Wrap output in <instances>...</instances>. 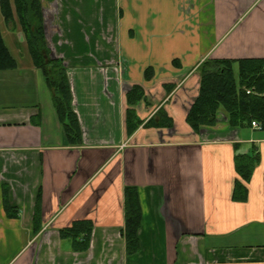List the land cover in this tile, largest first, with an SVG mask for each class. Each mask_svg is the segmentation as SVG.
Wrapping results in <instances>:
<instances>
[{"label":"crops","instance_id":"1","mask_svg":"<svg viewBox=\"0 0 264 264\" xmlns=\"http://www.w3.org/2000/svg\"><path fill=\"white\" fill-rule=\"evenodd\" d=\"M41 4L83 142L68 140L14 0L13 25L0 6L14 60L0 68V264H264V129L223 111L198 131L187 121L205 62L264 59V0ZM85 220L79 252L61 230Z\"/></svg>","mask_w":264,"mask_h":264},{"label":"trees","instance_id":"2","mask_svg":"<svg viewBox=\"0 0 264 264\" xmlns=\"http://www.w3.org/2000/svg\"><path fill=\"white\" fill-rule=\"evenodd\" d=\"M34 65L44 73L51 90L59 120L72 145H81L82 131L73 109V96L64 61L52 56L47 45L41 0H14ZM7 23L13 25L11 0H0ZM239 65L235 69V63ZM14 65L0 35V68ZM136 91V88L133 90ZM251 91V94L247 92ZM134 95V94H133ZM223 111L234 126L257 121L264 129V59L240 61H207L200 72L199 96L192 105L187 121L198 131L201 126L213 125L218 112ZM132 112H128V129ZM170 125V123H168ZM247 169H251L250 166ZM246 176V175H245ZM127 194L126 244L129 254L137 253L140 242L138 230L141 213ZM131 202V203H130ZM129 203V206H128ZM92 222L77 221L72 227L61 230L63 238H71L74 249L87 251L91 242Z\"/></svg>","mask_w":264,"mask_h":264},{"label":"built area","instance_id":"3","mask_svg":"<svg viewBox=\"0 0 264 264\" xmlns=\"http://www.w3.org/2000/svg\"><path fill=\"white\" fill-rule=\"evenodd\" d=\"M248 94H251V91H248L247 92ZM252 126L254 127V128H256V129H258V130H261L263 127L261 126V124L259 123V122H257V121H253L252 122Z\"/></svg>","mask_w":264,"mask_h":264},{"label":"rangeland","instance_id":"4","mask_svg":"<svg viewBox=\"0 0 264 264\" xmlns=\"http://www.w3.org/2000/svg\"><path fill=\"white\" fill-rule=\"evenodd\" d=\"M12 48H14L12 45H11Z\"/></svg>","mask_w":264,"mask_h":264}]
</instances>
